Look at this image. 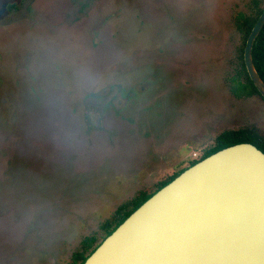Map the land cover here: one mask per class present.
Wrapping results in <instances>:
<instances>
[{"label": "rangeland", "instance_id": "1", "mask_svg": "<svg viewBox=\"0 0 264 264\" xmlns=\"http://www.w3.org/2000/svg\"><path fill=\"white\" fill-rule=\"evenodd\" d=\"M84 1L37 0L33 21L25 8L0 21V264H70L222 132L264 136V101L233 90L235 24L227 80L215 62L219 23L264 0ZM182 52L204 62L196 80H173Z\"/></svg>", "mask_w": 264, "mask_h": 264}, {"label": "water", "instance_id": "2", "mask_svg": "<svg viewBox=\"0 0 264 264\" xmlns=\"http://www.w3.org/2000/svg\"><path fill=\"white\" fill-rule=\"evenodd\" d=\"M249 37V75L264 98ZM84 264H264V153L225 148L186 169L134 211Z\"/></svg>", "mask_w": 264, "mask_h": 264}, {"label": "flooded vegetation", "instance_id": "3", "mask_svg": "<svg viewBox=\"0 0 264 264\" xmlns=\"http://www.w3.org/2000/svg\"><path fill=\"white\" fill-rule=\"evenodd\" d=\"M88 1H92V0L84 1L86 3L83 4L84 3L83 2L80 4V6L87 5L89 3ZM93 1H95V0H93ZM36 2H37V0H0V21L6 17H10L11 14H13V12L20 11L21 8L26 9L27 15L25 16L24 19L29 20V21H33V18H32V13H33L32 10L33 9L31 7ZM71 5H72V2H71ZM244 6L241 8V12H239L237 15L229 14L228 19H225L224 21H222V25H223V22H225L224 27H221V22L219 23L218 28H219V31L222 32L221 36L224 38L223 41L220 42L219 48L222 47L223 49L222 50L220 49L221 54L219 56V60L215 59V62H219V65L223 64L222 65V71H221V76H222L221 79L227 80L226 71H227V65L229 62L227 61V54H226L227 50H226V48L228 49L229 45H231V47L235 48L236 49V51L234 49V51L236 52L235 65L239 67V71L236 73L235 77L231 78V80H234V81L235 80H245V82L239 83L237 86H235V84H234L233 85L234 93L239 97L252 98L254 96H258L264 101V98L262 97V95L260 93H259V95L254 94L252 96H247V93H246L247 89L246 88L249 86L248 80H250L252 83H253V81L249 75L247 65H246V58H245V51H246V47H247L249 37L252 34V31L255 28L256 24L258 23L259 19L264 14V1H258L255 3L252 2L251 4H247ZM242 10H244V13ZM141 18L142 17H139V19H141ZM77 20H79V18ZM227 24L230 25L228 31L226 28ZM233 24H235V30H234L236 33L235 36L239 38L240 44H237L236 46L233 45V43H232L233 39H231L230 44L227 46L226 42H224V41L226 40L227 33H230L233 36V34H232V33H234L233 27H232ZM231 47H230V50H231ZM194 53H196V52H191V54H189L187 52H182V53H180V56L176 57L177 59H175L173 61V65L175 68L174 73L176 74V77L173 80H180L181 77H185V76H183L184 71H187L188 79L196 80L195 72H197V71H196V62L195 61L198 62L199 70L201 72H202L201 63L204 64V62H201L202 59L197 60L198 55H196ZM183 57H185L188 61L187 67H185V66L183 67L181 65V61H182L181 58H183ZM251 57H252L253 66H254L257 74L259 75L261 80L264 82V26L261 29V31L259 32V34H258V36H257V38L253 44ZM208 62L209 63H207V65H209V67H211L213 62H210L209 60H208ZM177 72H179L180 74H178ZM199 76H200V78L202 77V78L206 79L205 71L202 73V75L200 74ZM147 84H149V83H147ZM253 85H254V83H253ZM135 95H136L135 93L131 92L128 94L127 98L131 99ZM249 129H256V128H249ZM257 131L261 134V132L259 130H257Z\"/></svg>", "mask_w": 264, "mask_h": 264}, {"label": "trees", "instance_id": "4", "mask_svg": "<svg viewBox=\"0 0 264 264\" xmlns=\"http://www.w3.org/2000/svg\"><path fill=\"white\" fill-rule=\"evenodd\" d=\"M249 86L246 88L247 96L254 94L259 95L258 90L253 83L248 80ZM248 143L252 144L264 153V137L256 129H240L224 131L214 139L213 146L206 149L203 155L198 159L189 163V166L175 173L167 181L158 185L154 191H140L133 199L123 203L114 214L100 226V236L94 235L85 238L79 252H76L70 264H84L88 257L100 246V244L110 236L134 211H136L143 203L150 199L160 189L172 182L176 177L183 173L186 169L194 166L198 162L207 157L221 151L225 148Z\"/></svg>", "mask_w": 264, "mask_h": 264}]
</instances>
